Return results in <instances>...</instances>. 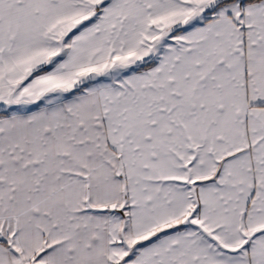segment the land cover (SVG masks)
I'll return each instance as SVG.
<instances>
[{"label": "snow or ice", "instance_id": "1", "mask_svg": "<svg viewBox=\"0 0 264 264\" xmlns=\"http://www.w3.org/2000/svg\"><path fill=\"white\" fill-rule=\"evenodd\" d=\"M0 264H264V0H0Z\"/></svg>", "mask_w": 264, "mask_h": 264}]
</instances>
